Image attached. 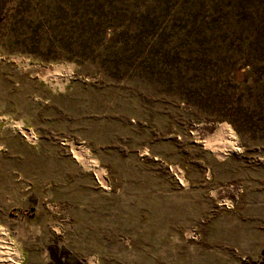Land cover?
Instances as JSON below:
<instances>
[{
    "label": "rangeland",
    "instance_id": "1",
    "mask_svg": "<svg viewBox=\"0 0 264 264\" xmlns=\"http://www.w3.org/2000/svg\"><path fill=\"white\" fill-rule=\"evenodd\" d=\"M0 248L264 264V0H0Z\"/></svg>",
    "mask_w": 264,
    "mask_h": 264
},
{
    "label": "bare ground",
    "instance_id": "2",
    "mask_svg": "<svg viewBox=\"0 0 264 264\" xmlns=\"http://www.w3.org/2000/svg\"><path fill=\"white\" fill-rule=\"evenodd\" d=\"M218 133H217V135L219 134V131H217ZM216 135V134H215ZM217 137V136H216ZM215 137V138H216ZM219 137V136H218ZM217 137V138H218ZM221 137L223 138V141H226V143H227V141H229L230 140V136H229V134L226 132V131H222V134H221ZM220 138V137H219ZM222 145V144H221ZM223 145H224V143H223ZM222 145V146H223ZM230 145V144H229ZM226 146V145H225ZM224 146V147H225ZM214 147V146H213ZM233 149V144H231L230 146H226L225 148H223L222 147V152L221 153H224V151H226V150H232ZM221 150V148L219 149V151ZM8 262V263H7ZM0 263L1 264H10L11 262H10V259H3V256H2V250H1V248H0Z\"/></svg>",
    "mask_w": 264,
    "mask_h": 264
}]
</instances>
